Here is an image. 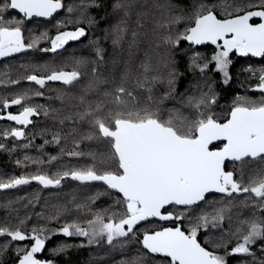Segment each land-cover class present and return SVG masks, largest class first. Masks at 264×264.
Returning <instances> with one entry per match:
<instances>
[{"label":"trees","instance_id":"trees-1","mask_svg":"<svg viewBox=\"0 0 264 264\" xmlns=\"http://www.w3.org/2000/svg\"><path fill=\"white\" fill-rule=\"evenodd\" d=\"M2 2L4 0H0ZM260 2L262 0H62L63 9L51 20H28L15 11L4 12L0 24L11 26L22 21L19 26L25 44L35 41V46L0 58V115L18 114L21 106L5 109L2 102L23 95L27 97L25 105L38 107L39 114L31 117L32 123L23 129L26 136L20 139L5 137L3 133L22 126L0 119V144L4 145L0 148V183L36 174L55 179L64 171L92 166L89 153L106 148L98 141L85 138L91 128L77 114L88 102L102 97L105 89L110 90L121 82L137 93L142 103L158 106L165 118L172 110L196 116L189 100L204 94L214 95L216 103L202 110L219 122L227 119L236 104L264 102V94L254 90L260 70L264 69V59L229 54L230 78L225 82L223 73L217 71L212 60L218 51L215 45L196 47L185 40L173 44L165 39L169 35L175 38L191 26V17L201 4L212 7L220 18H225V9L231 11L236 6L249 9ZM69 8L73 11L69 12ZM176 17L183 19L180 23H171ZM80 27L84 28L85 36L68 41L54 52L44 50L51 48V39L58 32L75 31ZM97 49H100L99 54ZM145 63L152 67L149 77H157L147 85L151 93L136 86L137 80L143 79L141 65ZM249 68L256 74L246 70ZM74 70L80 72V77L72 84L46 81L41 88L26 79L28 75L46 77L53 71ZM170 79L172 84L168 82ZM98 80L108 83L89 90V85ZM37 91L43 95L36 96ZM57 135L59 143L53 140ZM25 144L30 146L26 148ZM71 151H79L82 155L70 157L67 153ZM51 157L57 159L49 163ZM36 160L41 163H34ZM225 169L232 171L234 178L245 186L264 177L262 161L249 160L243 164L231 161ZM115 200L116 194L102 183H81L70 177L62 179L56 187L45 188L32 181L16 188L0 189V228L19 229L29 237L12 241L7 235L0 236V264H19L34 244L30 239L33 229L45 242L35 254L42 264H167L166 258L148 254L143 249L144 232L177 224L188 230L200 216L209 215L211 220L220 209L224 210L223 221L217 226L210 222L206 228L201 227L198 240L215 254L224 256L226 264H264V240H256L249 246L248 253L231 252L242 242L247 231L246 221L264 223V204L248 193L231 197L216 193L190 209L169 208L184 215V220L141 222L135 229V236L122 238L121 243L113 245L106 239L97 238L96 242L89 243L88 237L63 234V227L72 223L88 229V221L95 220L97 214L105 220L114 214L122 215L123 206H116ZM77 205L84 207L78 209Z\"/></svg>","mask_w":264,"mask_h":264},{"label":"snow or ice","instance_id":"snow-or-ice-1","mask_svg":"<svg viewBox=\"0 0 264 264\" xmlns=\"http://www.w3.org/2000/svg\"><path fill=\"white\" fill-rule=\"evenodd\" d=\"M63 6L62 0H4L0 3V21L3 20V13L9 9L18 10L26 18L51 17ZM68 11L72 12L73 9L69 8ZM224 16L225 18H220L212 7L201 4L191 17V26L186 27L175 38L169 35L165 39L173 44L185 40L195 45H215L218 51L212 56V60L227 82L230 78V53L235 51L241 56L250 54L253 57H264V0L257 10L236 6L231 11L225 9ZM254 17H259L261 22L250 23ZM182 19L183 17H176L171 23H180ZM20 23L22 21L11 26L0 24V57H8L35 46V41L25 44ZM85 35L82 27L75 31L58 32L51 39V48L44 50L54 52L68 41L78 40ZM99 52L100 49H97L98 54ZM207 66L204 65L205 68ZM141 67L143 79H138L136 86L151 93V88L147 85L157 77H149L148 74L152 71L150 64L145 63ZM246 70L256 74L251 68ZM79 77L80 72L74 70L53 71L46 77L28 75L26 79L43 88L46 81L72 84ZM168 82L172 84L171 79ZM106 83L108 82L103 80L94 81L89 85V90H95L100 84ZM254 90L264 94V69L260 70ZM35 95L42 96L43 93L37 91ZM26 98L23 95L2 102L5 109L12 105L22 108L18 114L0 115V119L22 126L4 132L5 137L24 138V127L32 123L31 117L39 114L38 107L25 105ZM84 102V98H81V103ZM214 103V95L204 94L198 99L189 100L196 116H186L180 110H172L165 118L158 106L142 103L138 94L121 82L110 90L105 89L102 97L95 102H88L87 107L77 114L91 128L85 138L98 141L106 148L105 151L89 153L93 160L92 166L64 171L55 179L46 174L21 176L0 183V189L16 188L32 181L45 188L56 187L65 177L81 183L102 182L107 190L116 194L115 205L123 206V214H114L107 220L97 214L95 220L88 221V229L72 223L63 227L62 232L66 236L88 237L89 243L96 242L97 238L106 239L109 245L121 243L122 238H129L130 235L135 236L136 227L150 218L182 222L184 215L170 211L169 208L190 209L205 200L209 193H221L228 197L248 193L264 204V177L254 179L251 185L245 186L234 178L232 171L225 170L226 161L242 164L249 160L264 162V102L236 104L226 122H219L202 110ZM53 140L59 143V135L54 136ZM215 141H223V147L212 150L210 145ZM29 146L30 144L24 145L26 148ZM0 148H4V145L0 144ZM67 155L79 158L82 153L71 151ZM56 159L57 157H51L49 163ZM33 162L41 163L38 160ZM102 194L104 193L97 195ZM83 207L84 205H77L78 209ZM223 213V209L218 210L211 216V220L209 215H202L188 230L177 224L156 231H145L141 241L143 249L148 254L166 258L167 264H226L224 256L215 254L198 240L200 228H206L210 222L217 226L224 219ZM245 223L247 231L241 238L242 242L231 249L233 254L248 253L249 246L256 240H264V223ZM33 233L30 239L34 240V244L25 252L19 264H42L35 258V254L41 251L45 242L36 234L35 229ZM5 235L12 241L29 238L19 229L12 231L6 227L0 228V236Z\"/></svg>","mask_w":264,"mask_h":264},{"label":"water","instance_id":"water-1","mask_svg":"<svg viewBox=\"0 0 264 264\" xmlns=\"http://www.w3.org/2000/svg\"><path fill=\"white\" fill-rule=\"evenodd\" d=\"M62 9V8H61ZM61 9H59L56 13H58ZM252 10H257V9H252ZM16 12H18V10H15ZM19 13V12H18ZM56 13H53V15L54 14H56ZM19 14H22V13H19ZM23 15V14H22ZM52 15V16H53ZM51 16V17H52ZM51 17H40V18H44V19H50ZM31 18H35V16L34 17H31ZM254 18H256V19H259L260 20V22H261V19L259 18V17H254ZM259 22V23H260ZM187 43H189V44H191L190 42H188L187 41ZM191 45H193V46H196V47H198V46H204V45H212V44H210V43H206V44H201V45H195V44H191ZM238 55H239V53H237ZM239 56H241V55H239ZM248 56H251L250 54L248 55ZM243 57H246V56H243ZM253 57V56H252ZM255 58H260V57H255ZM229 118V115H228V117H227V119ZM226 119V120H227ZM226 120H224V121H222V122H226ZM218 143H222V145L220 146V147H215V148H213V146H215L216 144H218ZM223 141H215V142H213V145H210V148L212 149V150H217V149H219V148H222L223 147ZM226 163V162H225ZM213 193H215V192H213ZM209 194H211V193H209ZM208 195V194H207ZM151 219V218H150ZM156 219H158V218H156ZM158 230H160V229H158ZM151 255H154V254H151Z\"/></svg>","mask_w":264,"mask_h":264},{"label":"flooded vegetation","instance_id":"flooded-vegetation-1","mask_svg":"<svg viewBox=\"0 0 264 264\" xmlns=\"http://www.w3.org/2000/svg\"><path fill=\"white\" fill-rule=\"evenodd\" d=\"M261 3L262 2H260L259 4H257L256 6H254V7H250L249 9H247V10H252V9H258L260 6H261ZM10 10V9H9ZM10 11H13V10H10ZM16 12V11H15ZM21 15V14H20ZM21 16H23V15H21ZM24 17V16H23ZM24 19H26V17H24ZM260 22V20L259 19H256V18H253L251 21H250V23H253V24H257V23H259ZM235 55V56H238L237 55V53L235 52V51H233L232 53H230V55ZM238 57H240V56H238ZM5 58V57H4ZM240 58H252V57H240ZM252 59H255V58H252ZM261 59H264V57H261ZM261 59H256V60H261ZM230 113V112H229ZM229 115V114H228ZM219 144V143H218ZM222 145V143H220V145L218 146L217 144L215 145V146H213V148H215V147H220ZM228 162H231V161H228ZM228 162H226V164L228 163ZM225 167H226V165H225ZM226 170V169H225ZM226 171H228V170H226Z\"/></svg>","mask_w":264,"mask_h":264},{"label":"bare ground","instance_id":"bare-ground-1","mask_svg":"<svg viewBox=\"0 0 264 264\" xmlns=\"http://www.w3.org/2000/svg\"><path fill=\"white\" fill-rule=\"evenodd\" d=\"M62 9H63V7H62ZM61 9V10H62ZM10 10H12V9H10ZM60 10V11H61ZM13 11H15V10H13ZM59 11V12H60ZM18 13V12H17ZM22 15V14H21ZM55 15V14H54ZM53 15V16H54ZM53 16L50 18V19H44V18H40V17H35V18H26V19H28V20H31V19H44V20H51L52 18H53ZM13 54H15V53H13ZM238 55V54H237ZM239 56V55H238ZM240 57H243V56H240ZM246 57H249V56H246ZM250 57H252V56H250ZM0 58H4V57H0ZM252 58H255V57H252ZM255 59H261V57L260 58H255ZM226 162H228V161H226ZM225 165H226V163H225ZM100 183H102V182H100ZM211 194H216V193H211ZM211 194H208V195H211ZM208 195H206V197L208 196ZM200 203V202H199ZM152 219H155V220H159V219H156V218H151V219H149V220H152ZM164 227H174V226H164ZM163 227H161V228H157V229H155V230H153V231H156V230H158V229H162ZM151 232V231H150ZM143 239V238H142ZM155 256H158V255H155Z\"/></svg>","mask_w":264,"mask_h":264}]
</instances>
